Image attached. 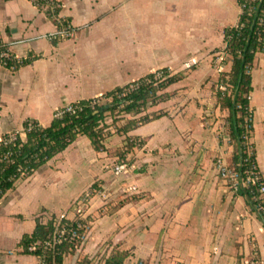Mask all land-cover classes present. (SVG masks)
<instances>
[{
    "label": "crops",
    "instance_id": "obj_1",
    "mask_svg": "<svg viewBox=\"0 0 264 264\" xmlns=\"http://www.w3.org/2000/svg\"><path fill=\"white\" fill-rule=\"evenodd\" d=\"M57 1L58 17L75 35L52 42L45 36L57 25L31 0H0V40L17 59L32 58L17 70L0 64V138L24 139L25 121L49 126L64 105L105 99L164 68L184 77L167 88V101L148 109H162L160 118L127 133L142 142L127 156L129 166L116 169L114 153L125 135L111 126L104 151L79 136L4 194L0 264H38L22 237L37 221L72 217L73 203L87 191L88 231L62 264L102 259L112 245L129 253L123 264H248L255 251L264 264L263 224L245 197L227 190L215 166L217 159L231 164L233 148L222 133L228 112L215 106L210 89L230 64L217 69L213 53L238 22V0ZM258 56L251 143L264 180V55Z\"/></svg>",
    "mask_w": 264,
    "mask_h": 264
},
{
    "label": "trees",
    "instance_id": "obj_2",
    "mask_svg": "<svg viewBox=\"0 0 264 264\" xmlns=\"http://www.w3.org/2000/svg\"><path fill=\"white\" fill-rule=\"evenodd\" d=\"M31 1L38 9L44 11L55 25H59L56 19L59 9L53 11L46 9L47 6L56 4L57 0ZM262 10H264V0L259 1L255 12L242 14L237 26L229 27L224 31L225 46L219 52L227 53L228 59L221 61L218 66L223 67L229 63L230 69L228 72L220 73L212 91L215 97V106L228 112V116L225 118L227 136L228 141L233 145L230 165L240 172L242 178L248 169H252L259 176L261 175L257 167L256 153L251 143L254 128L250 94L252 91L251 73L255 57L262 50L260 39H262L264 31L257 23ZM68 22L66 19H62V23ZM31 60V57L11 59L8 66H11L12 70H17L30 63ZM160 71L164 75L161 80L155 79L156 73H150L123 87H116L103 96L108 99L104 104L92 105V99L72 103L79 108L76 113L73 115L65 113L59 118L54 117L49 126L43 127L36 121H25L23 123L24 139L17 134L13 141L0 145V200L8 190L15 186L18 180L30 177L39 167L67 149L79 136L89 138L95 151H104V143L112 135L111 126L114 127L113 134L125 135L124 146L114 153V156L117 157L116 169L119 166H129L131 160L127 159V156L142 148V142L136 137L127 136V133L140 125L160 118L162 113L151 115L154 111L150 113L148 109L160 102L167 101L170 98V94L166 91L167 88L184 77L182 72L170 73L165 68ZM105 106L106 108H104ZM107 118L112 119L110 123H107ZM118 121H124V123L118 125ZM261 181H264L263 178ZM234 196L245 197L248 206L264 227V214L256 210L257 200L255 197L258 196V185L252 184L245 187L240 184ZM86 209L87 205L83 207V210ZM76 219L75 221L65 217L62 222L68 227L76 228L78 222L83 224L82 218L76 216ZM86 219H89V214L86 215ZM55 223V217L44 223L37 221L33 233L25 235L21 239L24 251L40 258L42 264H62L65 256L73 254L80 248L88 231V225L76 230L78 237L75 245L62 242L52 248H45L44 242L54 233ZM32 246L35 247L34 251L29 250ZM128 255L127 251L112 245L108 254L102 257L103 264H123ZM253 257L251 255V258L259 264L258 254L256 253ZM77 264H88V262L81 261Z\"/></svg>",
    "mask_w": 264,
    "mask_h": 264
},
{
    "label": "built area",
    "instance_id": "obj_3",
    "mask_svg": "<svg viewBox=\"0 0 264 264\" xmlns=\"http://www.w3.org/2000/svg\"><path fill=\"white\" fill-rule=\"evenodd\" d=\"M259 1L261 0H239V17L244 14H251L255 12L258 8ZM61 5L59 2L56 4H51L46 7V9L53 11L54 9H60ZM58 21V26L55 32L50 33L45 36L49 41L55 42L59 40L64 39H70L73 38L75 35V29L72 27L71 23H62V19L59 17L56 18ZM239 20V19H238ZM238 23V22H237ZM257 23L259 26L262 27V30L264 31V10L261 11L259 18L257 19ZM237 26V24L235 25ZM262 42V50L258 52L257 54H264V35L262 39H260ZM17 59L14 57L9 47L3 43L0 40V64L4 67H7L12 70L11 66H8V62L10 60ZM228 59V54L224 51L218 52L216 57V62L219 64L223 60ZM155 79L161 80L164 78V75L161 71L155 72ZM100 98H95L91 100L92 105H100ZM78 106L76 104H66L60 109H58L55 113L54 117H61L63 114L67 113L70 115H73L78 110ZM17 133L9 134L7 137H1L0 138V145L1 144H7L10 141H13L16 138ZM215 166L217 168L218 176L225 182L226 188L228 191H230L233 195L238 190V187L240 184L247 187L252 184L258 185V196L255 197L257 200L256 202V210L260 213L264 214V181H261L262 176L258 175L257 173L253 172L252 169H248L244 172V178L240 175V172L236 170L233 166L230 164H226L221 159H217ZM124 166H119L117 170L119 171ZM260 178V179H259ZM92 195V191H87L86 193L81 196L77 203L73 205L72 210V217H67V215H61L60 217L56 218L55 223V231L54 233L49 237L47 241L44 242V247L52 248L56 244H60L62 242H67L75 245V242L77 240V229H80L81 227H86L89 225V221L86 219V210H83V207L88 204V201ZM80 215V216H79ZM77 218L83 219V224L79 223L77 224L76 228L68 227L65 223L62 222L64 218H69L70 220H77ZM86 219V220H85ZM86 223V224H85ZM30 251H34L35 247L32 246L29 248ZM256 252L252 253V257L255 256ZM255 258V257H253ZM248 264H257L256 260H253L250 258L247 262ZM38 264H42V260L38 258Z\"/></svg>",
    "mask_w": 264,
    "mask_h": 264
},
{
    "label": "rangeland",
    "instance_id": "obj_4",
    "mask_svg": "<svg viewBox=\"0 0 264 264\" xmlns=\"http://www.w3.org/2000/svg\"><path fill=\"white\" fill-rule=\"evenodd\" d=\"M219 52V51H218ZM218 52H214L213 54H214V61H213V64H214V66L218 69V65H217V63L218 62H216V57H217V53ZM260 56H258V58L259 57H261V55H264V54H259ZM257 63V62H256ZM229 64V63H228ZM228 64H225L224 66H223V68L226 66V65H228ZM221 72H225V71H221ZM217 82H215L213 85H212V87L210 88L212 91H213V88L215 87V84H216ZM108 101V99H101L100 100V103L101 104H104V103H106ZM163 112V110L161 109V110H157V111H154V113L152 114L151 112V115H154V114H156V113H162ZM117 116H118V114H117ZM122 120H124L125 118H121ZM120 119V120H121ZM223 119H225V118H223ZM111 118L108 120V121H110L111 122ZM220 120H222V118L220 119ZM256 122L257 123H259L260 122V115H258L257 117H256ZM118 123H119V125H121V122H119L118 121ZM222 124H224L225 126H224V130H223V136H224V138H225V141L228 143V144H230V142L228 141V130H227V124H226V121L224 120V121H222ZM231 145V144H230ZM232 146V148H233V145H231ZM85 261H87L88 262V264H100V263H102V259H100V258H93L92 260H86V259H83L82 260V262H85Z\"/></svg>",
    "mask_w": 264,
    "mask_h": 264
},
{
    "label": "water",
    "instance_id": "obj_5",
    "mask_svg": "<svg viewBox=\"0 0 264 264\" xmlns=\"http://www.w3.org/2000/svg\"><path fill=\"white\" fill-rule=\"evenodd\" d=\"M104 108H106V106Z\"/></svg>",
    "mask_w": 264,
    "mask_h": 264
}]
</instances>
